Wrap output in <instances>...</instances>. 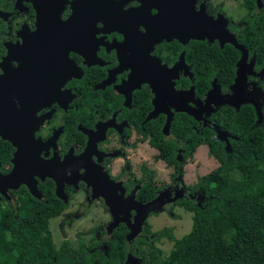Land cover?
<instances>
[{"label":"flooded vegetation","instance_id":"flooded-vegetation-1","mask_svg":"<svg viewBox=\"0 0 264 264\" xmlns=\"http://www.w3.org/2000/svg\"><path fill=\"white\" fill-rule=\"evenodd\" d=\"M262 32L264 0H0V144L11 147L9 162L3 167L0 162V173L8 174L14 160L33 162L31 168L35 166L40 175L47 173L43 179L34 175L40 198L21 183L7 189L8 197L0 193V201L14 202L21 187L38 200L50 192L66 205L59 215L60 231L89 209L94 216L99 204L107 217L95 231L93 246L106 254L113 233L124 227L123 264H132L128 254L136 264H153L151 251L168 253L173 240L153 229L150 217L191 215L178 205L182 198L200 203L195 183L184 180L185 166L197 149L179 147L177 164L168 165L151 144L154 129L165 139L173 138L170 126L164 128L167 113L160 109H169L172 120L185 113L198 126L211 128L208 109L251 104L256 111V103L249 100L237 107L228 105L233 84L222 91L217 77L213 83L224 102L215 105L214 96L211 106L205 107L209 90L202 98L196 96L194 63L198 49L221 50L219 54L229 60L239 55L234 69L227 70L228 77L234 74L232 82L244 79L246 88L251 83L264 103V86L259 84L264 71L254 68L255 52L242 42L244 34L248 40ZM239 46L249 66L245 63L238 77L243 56ZM173 91L193 94L181 98ZM220 140L229 146L227 134ZM160 166L169 171L163 173ZM209 171L198 169L196 181ZM110 180L122 200L132 192L135 200L117 202L129 214L111 230L113 216L105 198L90 200L94 187L112 194ZM147 181L156 191L145 201ZM58 183L65 201L56 195ZM159 196L160 209L150 211L140 234L126 242L136 215L133 207ZM123 217L124 212L119 213L118 219Z\"/></svg>","mask_w":264,"mask_h":264},{"label":"trees","instance_id":"trees-1","mask_svg":"<svg viewBox=\"0 0 264 264\" xmlns=\"http://www.w3.org/2000/svg\"><path fill=\"white\" fill-rule=\"evenodd\" d=\"M247 35H243L242 42L247 43L249 52H255L254 68L263 72L264 32L248 40ZM197 51L193 82L196 96L202 98L212 88L214 77L221 90L226 91L234 83V74L229 78L227 70L234 69L239 55L229 60L219 54L221 50ZM219 74L224 78L220 79ZM259 84L264 86V79ZM208 120L226 132L227 148L217 138L216 130L198 126L185 113L176 114L171 122L173 138L165 139L160 130L158 135V129L152 130L151 144L168 165L177 164L179 147L194 151L200 145L207 147L218 165L193 184V189L198 190L199 204L185 198L177 201L191 213L189 232L180 238H174L170 231L162 232L173 240L172 247L164 254L153 249L149 259L153 264H264V111L259 118L251 104L238 109L221 106L210 111ZM10 155V145L0 144L2 167L9 162ZM144 186L146 201L154 197L156 190L149 181ZM18 192L21 196L14 202L0 201V264H123L125 261L126 228L113 233L106 254L93 245L73 247L66 240L56 248L49 220L59 216L66 205L50 192L44 200L32 197L25 187ZM130 251L134 253V246Z\"/></svg>","mask_w":264,"mask_h":264},{"label":"rangeland","instance_id":"rangeland-1","mask_svg":"<svg viewBox=\"0 0 264 264\" xmlns=\"http://www.w3.org/2000/svg\"><path fill=\"white\" fill-rule=\"evenodd\" d=\"M245 66H249L248 62L246 61ZM243 80V79H242ZM245 86L247 82L244 83ZM243 84V85H244ZM239 85V83H238ZM218 87L215 88L216 95V103H222L224 100L222 99V96L218 92ZM240 87L235 88V85L233 87L230 101L227 102L228 105L231 106H239L246 100H249L250 102L256 103V106L258 107L256 109L257 114L260 118L263 116L264 111V103L263 98L257 99L255 92H253L254 87L251 83L247 85V88L245 87L244 90H242L243 94L240 93L239 90ZM232 89V88H231ZM246 91V93H245ZM240 93V94H239ZM247 94V99L246 96ZM237 96L241 97V99H237ZM213 128L214 125H212ZM219 139L226 140V134L223 132H219L218 135ZM205 146H200L197 148L196 151V157L194 159H189L188 164L185 166V174H184V180L186 184H193L195 183L198 172L197 170H201L202 172H206L208 170H212L215 167H217L218 163L217 161L212 158L208 153H206ZM162 168V172L166 173L169 171L168 168L160 166ZM249 207V204L245 205L244 209L247 210ZM92 210L89 209L85 214L82 215V217L77 218L74 220L71 225L67 226L64 231H60V225H61V216H56L54 218H51L49 220V229L51 231L53 243L56 246V248H59L61 246V243L63 241H68L70 245L73 247H78L81 244L85 245H93L96 243L95 240V231L103 225V223L106 221V213L103 211L101 205L94 206V216L92 214ZM152 223V228L155 230H159L161 233L170 231L171 234L176 237L180 238L187 232H189L191 228V215L190 214H182L179 216H170L169 218L165 216L164 214H161L157 217H150L149 219ZM185 222V223H184ZM184 223V226L182 227V224ZM182 227V228H181ZM94 236V237H93ZM166 237V236H165Z\"/></svg>","mask_w":264,"mask_h":264},{"label":"water","instance_id":"water-1","mask_svg":"<svg viewBox=\"0 0 264 264\" xmlns=\"http://www.w3.org/2000/svg\"><path fill=\"white\" fill-rule=\"evenodd\" d=\"M239 47L243 51V56L240 59V61L238 62V70H239L238 77H239V74L243 73V70H245L243 68V66L246 63V57H247L246 53H245V50L241 46H239ZM238 83H239V85H238ZM244 83H245V80L244 79L242 80V79L239 78L233 83L231 88L233 89L234 85H235V88L240 87L239 88L240 93L243 94L242 90H244L245 87H246ZM216 87H218V86L213 83L212 84V88L209 89V91L206 93L205 98L207 100H206V103L204 105L205 107H208V106L210 107L211 106V104H212L211 99L214 97V95H216V93H214ZM217 89H218V92H219V88H217ZM172 94L175 97H177L178 94H180V97L183 98V97H188L189 95H192L193 93H192V91H190V92H186L184 94H181V93H175L173 91ZM209 98H210V100H209ZM222 103H215V105L222 104ZM160 110H162L163 112L167 113L168 117H167L166 124L164 126L165 130H167L169 128L170 122L172 120V113H170L169 109H160ZM177 110L184 111V112H187V113L188 112L192 113L190 109L180 108V109H177ZM212 110H214V109H208L207 114H209L210 111H212ZM156 111H158V109H156ZM195 112H196V109L194 110V113ZM214 127H215L214 129L217 131V136L219 135V132L225 133L224 131H221L217 126H214ZM32 163L33 162H28V163L22 162V163L17 164V162L14 160L13 161V167H12L11 171L8 174L2 175L0 173V193L3 196L8 197V195L6 193L7 189H16L19 184L23 183V184H25L28 187L30 193L34 197L40 198V193L38 192V189H37V186H36L37 181L34 178V175L40 176L43 179L44 176L47 175V173H43V175H40L38 169H36L35 166L31 168V164ZM35 164H36V162H35ZM24 165H25V168H24ZM46 167L47 166L45 164H43V168L45 169ZM26 169H30V171L26 172ZM87 175H88V172L86 173V178H87ZM52 177H54V176H52ZM114 183L115 182H112L110 180V184L114 188L113 191H112V194H109L107 192H103V191H100V190L97 191L96 188L94 187V195L93 194L90 195V200H92L94 198H97L99 196H103L105 198L106 204L109 207L110 212L112 213V216H113V220L108 226L109 230L113 229L117 225L119 220H122V219L123 220H127V218H128V214H129V212L127 211L128 209L120 208L118 206L117 202H131V203H135L134 192H132L128 197H126L125 199L122 200V194H118L117 193V191L115 189V187H117V186H115ZM118 188H120V187H118ZM55 192H56V195L58 197H60L62 200H64V201L66 200V196H65V194L63 192L61 184H59V183L57 184V188H56ZM161 199H162L161 196H159L158 198H156L153 201L147 202L145 204H136L137 206L133 207L136 210V215L134 217V222H133L132 226L130 227V232L128 233V235L126 237V242H129L130 240L135 239L140 234L144 219L146 218L147 214L150 211H152V210L153 211H157V210L160 209L161 205H160L159 202L161 201ZM121 212H124V217L121 218V219H118L119 213H121ZM127 259L132 261V264H136L134 262L136 259L133 258L131 256V254H128ZM138 264H140L139 261H138Z\"/></svg>","mask_w":264,"mask_h":264}]
</instances>
